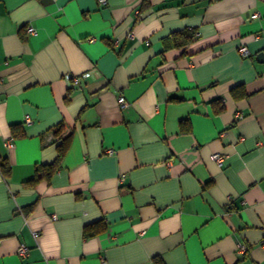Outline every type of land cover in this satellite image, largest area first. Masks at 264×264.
Wrapping results in <instances>:
<instances>
[{
	"label": "crops",
	"instance_id": "0c3cea01",
	"mask_svg": "<svg viewBox=\"0 0 264 264\" xmlns=\"http://www.w3.org/2000/svg\"><path fill=\"white\" fill-rule=\"evenodd\" d=\"M259 53L264 0H0V264H264Z\"/></svg>",
	"mask_w": 264,
	"mask_h": 264
},
{
	"label": "trees",
	"instance_id": "16d2710c",
	"mask_svg": "<svg viewBox=\"0 0 264 264\" xmlns=\"http://www.w3.org/2000/svg\"><path fill=\"white\" fill-rule=\"evenodd\" d=\"M167 39L171 41L172 46L181 47L195 40V32L193 30H185V29L180 31H175L171 33V35H169ZM69 142H70L69 136L61 140L56 145L57 155L55 159L50 163L41 164L39 167H37L35 171V175L31 179L25 182L33 183L40 179L49 180L53 176V174L59 169L61 161L69 146ZM38 171H40L39 175L37 174ZM0 172L3 174V176H7L10 172V167L8 165L6 158H0ZM104 227H105L104 224H100V222H94L85 225L83 234L84 236H91L98 232L103 231L105 229Z\"/></svg>",
	"mask_w": 264,
	"mask_h": 264
},
{
	"label": "built area",
	"instance_id": "2783aa9c",
	"mask_svg": "<svg viewBox=\"0 0 264 264\" xmlns=\"http://www.w3.org/2000/svg\"><path fill=\"white\" fill-rule=\"evenodd\" d=\"M99 5L101 6H104L107 4V0H97ZM255 15H257V13H255ZM27 32L30 33V34H36V30L33 29L32 27H28L27 28ZM129 36H131V34H129ZM90 41L94 40V37H90L89 38ZM239 51L243 54V55H247L248 54V51H247V48L246 46H241L239 48ZM82 76H89V73L88 72H85L83 73ZM67 80L70 82L71 85H76L78 84L79 80H78V77L76 76H70V75H67L66 76ZM118 101H119V105L121 107H124L127 105V102L126 100L124 99L123 96H119L118 97ZM240 113L237 114V116H239ZM26 121L29 122L30 119L26 118ZM5 144L6 146H11V141L10 140H6L5 141ZM107 153H112V150L111 149H108L107 150ZM212 159L218 164V165H221L222 161H223V157L221 154H218V153H214L211 155ZM55 215H53V219H55ZM39 235L38 231H32V236L33 238H37ZM28 251H29V247L25 244H20L17 249H16V253L17 255L20 257V258H23L25 257L27 254H28ZM247 252V245L246 243L242 242V241H239L236 245V248H235V254L238 258L242 257L245 253Z\"/></svg>",
	"mask_w": 264,
	"mask_h": 264
},
{
	"label": "water",
	"instance_id": "95a60500",
	"mask_svg": "<svg viewBox=\"0 0 264 264\" xmlns=\"http://www.w3.org/2000/svg\"><path fill=\"white\" fill-rule=\"evenodd\" d=\"M258 57L260 58V57H264V53H259L258 54Z\"/></svg>",
	"mask_w": 264,
	"mask_h": 264
}]
</instances>
